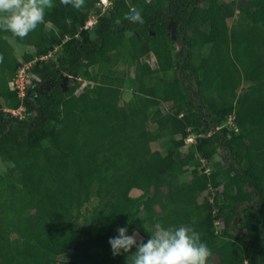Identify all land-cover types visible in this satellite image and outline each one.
<instances>
[{"label": "trees", "instance_id": "trees-1", "mask_svg": "<svg viewBox=\"0 0 264 264\" xmlns=\"http://www.w3.org/2000/svg\"><path fill=\"white\" fill-rule=\"evenodd\" d=\"M217 1L113 0L102 11L99 0H85L80 10L54 0L45 23L26 38L0 32V98L28 112L20 118L0 105V160L6 165L0 264H128L131 253L114 256L109 239L119 227L133 235L150 222L194 229L210 249L207 264H264V0H238L231 8L245 18L230 30ZM130 8L141 13L142 24L125 19ZM89 14L97 17L93 30L83 28ZM173 22L176 38L168 30ZM9 38L34 49L24 60L38 79L22 98L8 87L19 66ZM176 44L180 50L172 51ZM153 48L160 53L158 70L174 73L159 97L154 84L144 83L150 72L141 64ZM53 49L59 50L55 59L47 56ZM125 52L136 62V75L127 79L133 92L122 102L113 82L120 81L114 66ZM95 60L100 69L108 64L111 75L99 74L91 90L79 94L63 88V78L79 73L90 80ZM145 87L149 95L141 96ZM158 100L171 102L178 114L158 109ZM63 102L79 105L89 118L71 109L62 121ZM149 107L156 109L149 113ZM120 109L126 123L116 117ZM230 115L238 128L251 130L248 136L223 127ZM167 126L172 133L182 126L196 131L191 152L176 157L152 149ZM219 147L227 152L219 169L223 187L211 201L200 199L210 178L189 164L195 154L209 161ZM133 189L141 193L132 196ZM92 199L97 203L83 214Z\"/></svg>", "mask_w": 264, "mask_h": 264}, {"label": "rangeland", "instance_id": "rangeland-1", "mask_svg": "<svg viewBox=\"0 0 264 264\" xmlns=\"http://www.w3.org/2000/svg\"><path fill=\"white\" fill-rule=\"evenodd\" d=\"M237 1L238 0H218L216 3L217 9L220 12H222V14L225 16L227 28L229 30L233 27H238V25L241 24V22H243L245 18V14H243L240 10H238L237 8H234V9L231 8L232 6H236L235 3ZM198 6L205 8V5L203 4H200V5L198 4ZM88 16H94V15L89 14ZM93 27L94 26H91L88 28H90V30H93ZM168 30H169V34L171 35V37L176 38L175 22L171 23ZM129 34L130 32H127V35ZM90 36L95 37V34L92 32ZM8 44L13 54L19 60V66L17 68L16 74L20 72L21 77L23 78V81L25 82L26 88H28L32 84L33 78L38 79L37 76L29 72V67L31 63L24 60V55L34 50L33 46L29 45L26 41L16 40L13 38L8 39ZM62 44L63 42L59 45H56V47L60 49V46ZM170 48L172 51H179L180 45L179 44L172 45ZM123 49L125 50V48H122V50ZM58 53H59V50L55 51L53 49L50 52H48L47 56H50V58L55 59ZM158 60H160V53H159L158 48H153L147 55L141 58V64L143 65L144 70L146 72H150L149 75L145 76L144 83H147L148 85L154 84L156 93L158 94L157 96L159 97V95L160 96L162 95L161 86L166 82H170L172 78L174 77V73L172 72V70L160 72L158 70ZM96 62L97 61L95 60L94 64L90 65L88 68L90 75H91L90 80H88L86 76H83L82 74L79 73V74H76L75 76L63 78V88L72 94H79L85 89L91 90V87L98 81L99 74H102L103 76H105V78L111 75V72H110L111 68L109 67L108 64H104V66L101 67L100 69L98 68V65H96ZM193 64L198 66L199 70L201 71L202 64L200 63L198 59H195ZM135 66H136V62L130 61L129 56L126 52L123 56L120 57L118 64L114 66L115 68L114 75L119 76L120 81L116 80L115 82H113V85L120 87V91H121L120 99L122 102L127 101L132 96L133 91L127 79H129V77H133V75H136L135 70H134ZM178 75H180V70L178 71ZM15 78H17V75L13 78V80ZM11 80L12 79H10V81ZM17 84L19 85L20 81H18ZM181 84L182 83L180 82V85ZM8 87H9V90H12L11 85H9V83H8ZM39 90L41 91V88H39ZM192 90L194 91L193 96H195L196 94L195 89H192ZM126 93L128 94V96ZM140 93H141V96L149 95V91L146 87L142 88L140 90ZM157 102H158V105H157L158 109L161 108L160 110H162L166 114L169 113L168 115L170 116L178 114L177 110L175 109L173 110L170 108L171 102H163L159 100ZM0 105H1V108H3L4 110H8V108L13 107L10 102L4 101L2 98H0ZM207 107L214 110V112H217L216 107L212 103L208 104ZM71 109L77 110L81 112L85 117L89 118V114L84 109H82L79 105L77 104L69 105L68 102H63L62 107H61V110H62L61 120L62 121L65 120L67 112ZM155 109L156 107H153V108L149 107L148 112L150 113ZM115 114H116V117L120 121H122L123 123L127 122L128 120L127 113L124 109L118 110ZM25 115L26 116L28 115L27 111H26V114H24V116ZM230 116H233V115H230ZM147 121H148L147 122L148 128L152 132H157L158 128L156 127V125L154 126L149 119ZM168 121L170 124L171 119H169ZM234 123H235L234 119H231L229 118V116H227V118L225 119L223 123V127L227 128V130L231 132L240 134L242 137H246L250 134L251 132L250 129H240L237 127V130H235ZM159 134L160 135L158 139L151 143L152 149H158L163 153L167 151H172L176 157L186 154L187 152H191L189 148V144L195 143L196 137H197L196 131L192 127H187V126H182V127L177 128L174 131V133H172V130L167 126ZM207 134H210V132L208 131ZM226 154H227L226 150L223 149L222 147H219L218 153H216L209 161L206 159L202 161L201 160L202 158L201 159L198 158L199 157L198 154L194 155L193 160L189 164V169L195 168L198 171H202L210 178L208 188L207 190L203 192V195L200 197V199L204 197V198H208L211 201L214 192L218 189H222L225 178L221 174L219 169L222 170L226 166L227 162L224 160V156H226ZM216 163H218V165H215ZM5 170H6V165L0 160V176L4 175ZM213 173H215L216 175H214ZM189 176H190V170L185 173H182L180 175V180H187ZM140 193L141 191L138 189H133L130 192L132 196H138ZM96 203H97V199H92L90 202L86 203L84 207L82 208V213L83 214L88 213V211ZM164 207H165V203L164 201H161L159 203V208H164ZM155 225L156 224H154L153 222H150L140 227L138 231L136 232L138 233L137 238L138 239H149L151 236L150 232L154 230ZM160 225L163 227H169L166 223H161ZM260 227L262 228V230H264V220L262 221ZM219 230H220L219 226L215 227L216 233H218ZM49 246H52V247L57 246V243L51 242Z\"/></svg>", "mask_w": 264, "mask_h": 264}, {"label": "clouds", "instance_id": "clouds-1", "mask_svg": "<svg viewBox=\"0 0 264 264\" xmlns=\"http://www.w3.org/2000/svg\"><path fill=\"white\" fill-rule=\"evenodd\" d=\"M60 4L80 10L85 0H60ZM53 7L54 0H0V32L24 39L45 23L46 11ZM125 19L144 22L135 8H130ZM2 60L0 56V62ZM117 232V236L109 239L113 255L131 253L128 264H207L211 255L200 234L186 225L163 227L157 224L147 242L138 241V233L129 235L127 227H119ZM134 246L137 250L133 253Z\"/></svg>", "mask_w": 264, "mask_h": 264}, {"label": "built area", "instance_id": "built-area-1", "mask_svg": "<svg viewBox=\"0 0 264 264\" xmlns=\"http://www.w3.org/2000/svg\"><path fill=\"white\" fill-rule=\"evenodd\" d=\"M112 1L113 0H99L98 2V5L101 6V9L102 11H105L106 9H108L111 4H112ZM96 16H90L86 21H85V24L83 25V28H88V27H91L95 24L96 22ZM43 58H46L45 55L41 56L40 59H43ZM31 63V62H29ZM17 75V78H15L14 80L12 79L11 81H9V85H11V89L13 91H16L17 92V95L18 97L22 98L25 94V88H26V85H25V82L23 81V78L21 77V74L20 72ZM18 81H20V84L18 85ZM16 84V85H14ZM14 86V87H13ZM8 111L9 113L13 114V115H16L20 118L24 117V114H25V108L23 105H20L18 107H15V108H8ZM229 118L231 119H234V116H229ZM216 129H218L219 127H215ZM234 129L237 130V126L235 125L234 123ZM233 129V130H234ZM201 159V158H200ZM202 161L204 160V158L201 159Z\"/></svg>", "mask_w": 264, "mask_h": 264}, {"label": "crops", "instance_id": "crops-1", "mask_svg": "<svg viewBox=\"0 0 264 264\" xmlns=\"http://www.w3.org/2000/svg\"><path fill=\"white\" fill-rule=\"evenodd\" d=\"M127 93H128V92H127ZM127 93H126V94H127ZM127 96H128V94H127Z\"/></svg>", "mask_w": 264, "mask_h": 264}]
</instances>
